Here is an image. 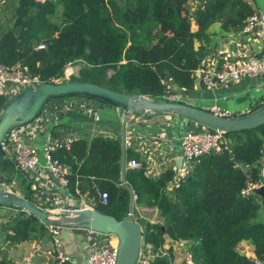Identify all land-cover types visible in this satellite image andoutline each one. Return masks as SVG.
Listing matches in <instances>:
<instances>
[{"label": "trees", "instance_id": "16d2710c", "mask_svg": "<svg viewBox=\"0 0 264 264\" xmlns=\"http://www.w3.org/2000/svg\"><path fill=\"white\" fill-rule=\"evenodd\" d=\"M251 11L246 0H205L192 18L187 0H16L13 16L0 34V64L18 62L40 83L55 82L66 63L81 61L78 73L69 80L162 98L164 77L180 89L191 90V73L205 52L200 42L206 43L211 23L219 22L225 30L241 29ZM39 42L44 49H34ZM5 103L0 97V114ZM223 134L227 143L198 157L176 187L171 169L150 178L143 163L124 168L133 205L155 208L161 217V222L136 219L145 240L141 248L152 255L148 264H170L171 255L168 260L156 255L165 238L186 242L195 264H251L236 250L244 240L250 242L253 256L264 262V225L255 219L258 204L252 194L243 193L260 181L255 163L264 144V123ZM50 154L67 168L65 188L70 195L83 196L93 209L116 219L125 214L129 195L120 181L118 140L102 135L76 138L67 149L54 148ZM133 157L124 148V160ZM20 185L30 200L28 184ZM103 191L104 202L97 197ZM45 232L38 218L19 212L3 240L10 247ZM4 257L0 264L6 263Z\"/></svg>", "mask_w": 264, "mask_h": 264}, {"label": "crops", "instance_id": "0c3cea01", "mask_svg": "<svg viewBox=\"0 0 264 264\" xmlns=\"http://www.w3.org/2000/svg\"><path fill=\"white\" fill-rule=\"evenodd\" d=\"M204 2L205 0H187L188 16L192 18L195 11L201 8ZM246 2L251 8V12L261 11L264 13V0H246ZM15 4L16 0H0V34L12 18ZM206 32L208 37L206 43L200 42L205 46L203 61L213 64V68H216L224 58L240 60L257 56L264 50V27H256L244 33L241 29L225 30L219 22H213L207 27ZM194 45L195 47L199 46L198 42ZM191 78V90H177V86L175 87V90L182 95V98L179 99L181 103L203 109L215 104L223 109L230 110L233 114L232 117L244 116L264 105V74L241 77L226 86L212 89H205L194 72L191 73ZM184 91L186 92L184 93ZM72 98L81 100H72L74 107L62 111H59L61 105L58 100H51L47 103L49 105L53 104L54 108L47 107V105L43 106L44 111L40 113L45 112L46 116L43 119L42 127L38 128L34 119L19 126L24 140L34 145L39 153H41L40 149L43 145V134L45 131L50 132V128L53 129L55 136L69 141L76 138L87 139L93 135H102L106 138L120 140L121 108L102 101L84 98V96ZM47 124H50L49 129H47ZM197 125L198 122L196 121L171 113L134 114L125 126L124 140L126 142H124V148L133 152V158L139 161L140 164H144L145 174L148 177L156 178L165 169H170V166L174 165V161L180 155L179 142L181 136L186 131L196 128ZM201 127L204 126L201 125ZM39 159L38 167L36 170L30 171L29 178L28 175L16 168H14L15 171L12 170V165H14L11 164L13 163L12 160L6 153L2 152L0 173L3 180L5 177L10 176L12 171L17 172L18 170V173L26 178L30 200L37 207L47 209L50 214L55 216L59 215L55 211L57 207L65 209L78 208L80 201L84 200L83 196L70 195L65 186L50 177L42 156ZM126 162L125 167H127ZM255 165L258 168L260 182L264 186V144ZM64 167L67 172L66 166ZM166 188L167 190L171 188V184L169 183ZM253 200L258 204L257 209L259 204L264 209L259 197L254 196ZM134 207L143 220L161 222V217L155 208L139 205H134ZM15 213L13 206L0 205V260L4 255L5 264H21V257L31 249L36 238H39L42 243V249L50 246V237L46 230L40 237L7 247L6 242L3 240V233L8 229ZM143 214L144 216H142ZM257 217L263 221L264 210L260 211L258 216L256 213ZM94 237L97 236L85 227L65 224L59 230L57 250L69 258L70 264L76 263L84 259L91 250ZM178 244L186 246L183 241H173L168 238L164 239L161 246L167 257L172 256V261L179 258ZM236 250L245 256H248V254L251 256L249 241H240L236 246ZM55 262L56 259L48 261L39 252L33 257L31 264H54Z\"/></svg>", "mask_w": 264, "mask_h": 264}, {"label": "built area", "instance_id": "2783aa9c", "mask_svg": "<svg viewBox=\"0 0 264 264\" xmlns=\"http://www.w3.org/2000/svg\"><path fill=\"white\" fill-rule=\"evenodd\" d=\"M256 27H264V13L261 11H254L248 15L243 22L241 31L247 33ZM44 48L45 46L42 42H39L34 46V49L36 50ZM82 64L81 61L66 63L59 79H63V81L69 80L71 75H76L78 73ZM213 66L214 65L208 61L205 63L202 60L192 71L198 76L201 85L205 89L226 86L241 77H252L264 74V50H262L257 56H251L240 60L224 58L216 68H213ZM38 83V78L31 74L27 68L20 63L15 62L9 66L0 64V97L4 98V100H8L26 87L33 88ZM160 83L163 86L164 92L163 97L160 99L178 102L177 100L182 98L181 93L175 90L176 85L170 77L161 78ZM59 104L61 107L65 106L66 100L60 101ZM70 107H74L73 102L68 105V108ZM205 109L215 116H233L230 110L223 109L215 104H211ZM40 112L41 108L35 118H33L36 121V126L38 128L42 127L43 119H45L46 116L45 112ZM19 126L21 125H12L5 131L0 142L1 151L8 155L16 169L28 175L29 178L30 171L36 170L39 165V158L42 156L50 177L58 181L61 185L66 186L67 180L65 177V167L58 159L53 158L50 152L54 148L63 147L67 149L70 141L52 135L49 131H45L43 134V145L40 149L41 153H39V150L34 145H31L24 140ZM226 143L227 140L221 130L201 127L199 123L196 128L183 133L179 142V157L181 159V164L178 169H176L175 165L170 166V169L175 171L172 185L176 187L179 181L185 179V176L190 171L192 163L198 157L213 151H219L221 146ZM126 165L129 168H138L140 162L134 158H130L127 160ZM261 185L262 183L260 181L258 183L250 184L243 190V193L252 194V190ZM74 191L75 193H78L77 189ZM97 197L100 201L104 202L106 193L104 191L99 192L97 193ZM78 208L93 209V207L84 200L80 201ZM64 210L67 209L60 207L55 208V211L58 214L62 213ZM44 225L50 237V246L42 249V243L39 238H36L31 249L21 257L20 263L31 264L33 257L41 252L48 261L56 259L54 264H61L63 262L70 264L69 258L57 250L59 245V230L65 224ZM89 231L92 232L91 230ZM92 233L97 237L93 238L91 250L87 253L84 259L72 264H114L117 244L116 237L112 234ZM177 252L179 253V258L177 260L179 264H195L191 253L185 246L178 244ZM249 253H251V256L248 254L247 257L251 260V264H262L253 256L252 250ZM156 255L161 258H168L165 252L162 251V248L156 252ZM151 258L152 255L150 252L147 249H142L140 247L134 264H148ZM170 264L172 263L170 262Z\"/></svg>", "mask_w": 264, "mask_h": 264}, {"label": "water", "instance_id": "95a60500", "mask_svg": "<svg viewBox=\"0 0 264 264\" xmlns=\"http://www.w3.org/2000/svg\"><path fill=\"white\" fill-rule=\"evenodd\" d=\"M180 88L177 87V90ZM186 91H184L185 93ZM82 95L121 108L120 118V181L128 192L127 209L125 214L116 219L112 215L102 213L95 209L74 208L62 211L58 216L47 215L46 211L37 207L31 200L18 196H6L3 189V177L0 173V204L12 205L32 214L43 224H75L85 227L92 232L112 234L116 237V255L114 264H134L141 246L144 245V235L140 224L132 215L133 193L124 183V133L129 118L134 114L171 113L200 123L211 129L221 130L223 133L255 128L264 123V105L241 117H219L211 114L206 109L181 102L165 101L160 98L149 99L146 96L112 90L106 86L82 82H40L33 88L26 87L12 96L2 107L0 114V142L5 131L12 125H22L31 121L37 115L42 104L58 96ZM2 151L0 147V164ZM181 164L180 157L174 161L176 169ZM252 194L259 197L264 205V186L252 190ZM264 264V262L262 263Z\"/></svg>", "mask_w": 264, "mask_h": 264}, {"label": "rangeland", "instance_id": "374dc122", "mask_svg": "<svg viewBox=\"0 0 264 264\" xmlns=\"http://www.w3.org/2000/svg\"><path fill=\"white\" fill-rule=\"evenodd\" d=\"M65 81H68V80H65ZM55 82H63V79H57ZM84 98H87V97H84ZM51 100H54V101H56V100H58V101H64V100H66V105L65 106H63V107H61V110H59V111H62L63 109H66V108H68V105L70 104V103H72L71 101L72 100H81V99H73L72 97H56V98H51V99H49V100H47L46 102H44L43 104H42V106H41V111H44V108H43V106H45V105H47V107H52V108H54V106H53V104L52 105H49V104H47V103H49ZM55 104V103H54ZM47 129H49V127H50V124H47ZM4 153V152H3ZM11 164H13V163H11ZM13 166V169L12 170H14L15 171V167H14V165H12ZM17 172H19L18 170H17ZM17 172H13L12 171V174L10 175V176H7V177H5L4 178V180H3V189H5V194H6V196H10V195H14V194H18V196H22V197H24L23 196V194L21 193V185L20 184H22V186L25 188V184H26V182H24L23 181V183L21 182V180H20V178L18 177V175L19 174H17ZM2 175V174H1ZM20 176V175H19ZM18 178H19V180H18ZM11 193V194H10ZM9 194V195H8ZM10 206H12V205H10ZM13 208H15V211H16V213H15V215H14V217L13 218H15L17 215H18V213L19 212H21V210L19 209V208H17V207H15V206H13ZM42 210H44V211H46V213H47V215H53V216H55L54 214H50L49 212H48V210L47 209H44V208H41ZM264 209H262L261 207H260V204H259V207H258V209H257V216H258V214H259V212L260 211H263ZM132 214H133V218H135V220L137 219H142L141 217H140V215L138 214V212L136 211V209H135V207H134V205H133V209H132ZM60 215V214H59ZM142 216H144V214L142 215ZM256 219V221H258L259 219H258V217L257 218H255ZM263 225H264V220L262 221V220H259ZM172 264H179L178 263V261L176 262V261H173V262H171Z\"/></svg>", "mask_w": 264, "mask_h": 264}, {"label": "clouds", "instance_id": "9594fccd", "mask_svg": "<svg viewBox=\"0 0 264 264\" xmlns=\"http://www.w3.org/2000/svg\"><path fill=\"white\" fill-rule=\"evenodd\" d=\"M40 110V109H39ZM39 112V111H38ZM200 124V123H199ZM201 125V124H200ZM209 129H211V128H209ZM253 195V194H252ZM253 197H254V195H253ZM133 215V214H132ZM53 216V215H52ZM135 219V218H134ZM136 221V220H135ZM173 241H180V240H173ZM184 242V241H183ZM186 243V242H185ZM163 244V243H162ZM186 248H187V243H186V246H185ZM165 259H170L169 257L168 258H165ZM171 261H172V259H171ZM170 261V262H171ZM173 262V261H172ZM176 262H177V260H176Z\"/></svg>", "mask_w": 264, "mask_h": 264}, {"label": "bare ground", "instance_id": "6f19581e", "mask_svg": "<svg viewBox=\"0 0 264 264\" xmlns=\"http://www.w3.org/2000/svg\"><path fill=\"white\" fill-rule=\"evenodd\" d=\"M11 194V193H10ZM9 195V194H8Z\"/></svg>", "mask_w": 264, "mask_h": 264}]
</instances>
